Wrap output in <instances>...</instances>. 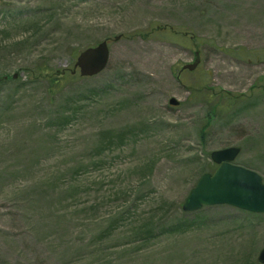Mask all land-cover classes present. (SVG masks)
<instances>
[{"label":"rangeland","instance_id":"rangeland-1","mask_svg":"<svg viewBox=\"0 0 264 264\" xmlns=\"http://www.w3.org/2000/svg\"><path fill=\"white\" fill-rule=\"evenodd\" d=\"M4 77L0 264H258L264 214L182 204L214 151L264 183V0H0Z\"/></svg>","mask_w":264,"mask_h":264},{"label":"water","instance_id":"water-1","mask_svg":"<svg viewBox=\"0 0 264 264\" xmlns=\"http://www.w3.org/2000/svg\"><path fill=\"white\" fill-rule=\"evenodd\" d=\"M118 39L119 37L115 38ZM108 60L107 42L102 41L81 51L70 72L73 75L78 71L81 77H92L106 68ZM199 62V51L196 50L194 62L184 65L182 70L193 71ZM168 104L178 106L179 102L170 98ZM239 151V148H228L211 153L210 158L218 167L213 174L204 173L198 178L183 202L184 212L227 205L249 213L264 214V184L261 177L253 171L232 164ZM257 261L264 264V248L260 250Z\"/></svg>","mask_w":264,"mask_h":264},{"label":"trees","instance_id":"trees-1","mask_svg":"<svg viewBox=\"0 0 264 264\" xmlns=\"http://www.w3.org/2000/svg\"><path fill=\"white\" fill-rule=\"evenodd\" d=\"M157 33L159 34H163V29L162 31H156ZM158 36H161V35H158ZM47 79L50 83H52L53 85H58L60 83L61 80H64L66 79L65 77L63 78V75H55V74H50V73H47ZM68 78H74V76H71V75H68L66 76Z\"/></svg>","mask_w":264,"mask_h":264}]
</instances>
